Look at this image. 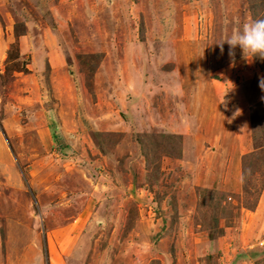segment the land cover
<instances>
[{
	"label": "rangeland",
	"instance_id": "1",
	"mask_svg": "<svg viewBox=\"0 0 264 264\" xmlns=\"http://www.w3.org/2000/svg\"><path fill=\"white\" fill-rule=\"evenodd\" d=\"M262 18L0 0V264H264V60L217 44Z\"/></svg>",
	"mask_w": 264,
	"mask_h": 264
},
{
	"label": "clouds",
	"instance_id": "2",
	"mask_svg": "<svg viewBox=\"0 0 264 264\" xmlns=\"http://www.w3.org/2000/svg\"><path fill=\"white\" fill-rule=\"evenodd\" d=\"M224 43L229 46L228 55L230 58L234 57V50L239 47L245 59L251 61L252 58L257 57L264 60V18L245 24L242 29L232 32L222 42L217 43L220 46L221 53L224 51ZM232 66H235L234 63ZM259 87L264 91V77L260 78ZM226 94L227 91L223 95L221 102L225 104V107L227 106L224 100ZM236 114H239V110Z\"/></svg>",
	"mask_w": 264,
	"mask_h": 264
},
{
	"label": "crops",
	"instance_id": "3",
	"mask_svg": "<svg viewBox=\"0 0 264 264\" xmlns=\"http://www.w3.org/2000/svg\"><path fill=\"white\" fill-rule=\"evenodd\" d=\"M4 46V45H3ZM2 58V57H1ZM1 58H0V60H1ZM263 243H261V245H262ZM25 248H27V247H25ZM23 251H21V253H22ZM0 253H2V250H0ZM12 255H14V256H16V255H18V253H16V252H12ZM12 255H9V257L10 256H12ZM8 257V258H9ZM22 258V257H21ZM21 258L19 259V261L21 260ZM38 258H39V256H38ZM15 260H16V258H15ZM41 262H39V259H38V263H36V264H40Z\"/></svg>",
	"mask_w": 264,
	"mask_h": 264
}]
</instances>
